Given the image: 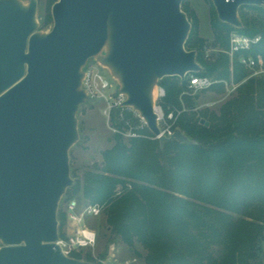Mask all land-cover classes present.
Wrapping results in <instances>:
<instances>
[{
	"label": "water",
	"instance_id": "obj_1",
	"mask_svg": "<svg viewBox=\"0 0 264 264\" xmlns=\"http://www.w3.org/2000/svg\"><path fill=\"white\" fill-rule=\"evenodd\" d=\"M184 0H56L40 30L37 0H0V264H93L59 241L58 207L74 185L69 153L88 95L89 61L108 71L117 93L159 143L193 144L179 129L161 134L154 92L167 77L202 70L184 47L191 24ZM235 29L241 7L264 0H210ZM200 123H203L201 120Z\"/></svg>",
	"mask_w": 264,
	"mask_h": 264
},
{
	"label": "trees",
	"instance_id": "obj_2",
	"mask_svg": "<svg viewBox=\"0 0 264 264\" xmlns=\"http://www.w3.org/2000/svg\"><path fill=\"white\" fill-rule=\"evenodd\" d=\"M183 5L184 1L181 8L191 24L184 47L196 52L202 70L187 74L183 81L167 77L158 84L166 96L163 112L176 118L173 130L179 129L193 144L174 140L160 144L152 135L148 139L115 135L112 147L102 153V173L89 172L82 187L73 190L89 204L105 207L113 233L128 246L141 244L146 264H261L264 79L250 77L244 82L250 72L238 60L251 56L264 68V6L239 8L241 29L214 15L211 47L220 51L207 58L205 41L195 35L192 15ZM246 9L256 15L245 14ZM233 32L260 36V41L247 52L236 53L230 70L227 53ZM191 76L211 79L215 82L211 89H222L219 81H233L239 84L238 96L217 113L193 111L191 97L182 96ZM111 123L122 128L117 111ZM69 257L81 260L79 255ZM85 260L94 262L89 255Z\"/></svg>",
	"mask_w": 264,
	"mask_h": 264
},
{
	"label": "rangeland",
	"instance_id": "obj_3",
	"mask_svg": "<svg viewBox=\"0 0 264 264\" xmlns=\"http://www.w3.org/2000/svg\"><path fill=\"white\" fill-rule=\"evenodd\" d=\"M24 3L28 0H22ZM55 0H37V19L40 23V30H50L53 25L51 19V9ZM183 8L186 9L192 15V28L195 35L205 41V57H212L215 52L220 50L213 49L211 43L213 40L214 31L211 28V21L214 19V15L217 17L213 5L210 0H184ZM244 13L250 16H255L256 13L251 9H246ZM94 65L92 61H89L87 66ZM230 66V70H231ZM101 73L110 81V75L107 70H100ZM250 75V74H249ZM247 79L244 80L247 81ZM253 78L264 79V76H254ZM218 82V81H217ZM222 89H211L202 90L200 92H191L188 89L184 91L182 96H189L193 102V111L199 112L201 109H206L213 112H218V109L227 103L228 101L236 98L238 92L236 91L239 84H235V88L232 87V82H224ZM215 82H213L214 84ZM104 108V102L88 99L86 104L81 106L77 112L78 118V131L79 140L72 146L69 153V164H70V176L74 180V185L69 188L63 195L59 207H58V228H59V239H66L75 230V225L69 221L67 217L66 208L70 202H76L75 212L80 214L81 211L89 207L90 205L87 200L81 196V192L75 193L74 187L76 185L79 188L84 184V177L89 172L102 173V153L112 147L114 142V134L111 127L113 123H107L105 116L102 114ZM184 109V106L182 105ZM173 114L172 112H170ZM168 113V114H170ZM123 118H128L127 121L131 120L132 125L137 124L143 125L137 128L139 133L142 135L141 138L148 139L152 134L142 123L137 113H134L131 109L125 108L122 112ZM167 114V115H168ZM178 113L177 115H179ZM176 118L172 116L168 119L164 128L169 127L173 130V124ZM121 128H119L120 130ZM174 131V130H173ZM126 139V138H125ZM129 189V188H128ZM114 195L118 198L117 188L114 191ZM100 208L101 214L99 216H85L82 220L83 225L90 230H94L96 233L95 245L89 249L81 251H68L67 255H79L81 260H85L86 255H89L94 260L95 264H104L109 260L118 261L121 264H146L145 255L146 250L141 244H135L133 247L128 246L120 240L119 235L113 233L112 228L106 223L107 215L104 211V206L96 205ZM235 220L237 218L233 217ZM260 253L259 258L261 264H264V238L259 244ZM213 251L219 253V247L213 248ZM218 251V252H217ZM86 261V260H85Z\"/></svg>",
	"mask_w": 264,
	"mask_h": 264
},
{
	"label": "built area",
	"instance_id": "obj_4",
	"mask_svg": "<svg viewBox=\"0 0 264 264\" xmlns=\"http://www.w3.org/2000/svg\"><path fill=\"white\" fill-rule=\"evenodd\" d=\"M260 41V36L249 37L237 34L235 32L230 34L229 38V51L228 57L229 62H231L232 68V59L236 53L247 52L253 45L257 44ZM240 64L244 67L245 70L250 72L249 77L254 76H264V68L259 67L258 62L251 57L241 56L238 60ZM102 70L97 65L87 66L86 76L84 79V87L88 95V99L97 100L104 102V108L102 114L105 116L107 123L112 122V115L115 111L119 114V120L123 122L122 128L119 130L114 125L111 127L114 134L121 135L126 139H136L142 135L139 133L137 128L142 127L143 125L137 124L132 125L129 121L124 120L123 110L124 107H121V103L125 100L122 94L117 93L116 83L108 80L102 73ZM185 78V77H184ZM187 89L191 92H200L206 90L213 85V81L207 77H194L191 76L189 79ZM232 87L235 88V84L232 83ZM155 103H154V112L158 116L159 128L161 129V134L165 137H169L174 131L169 127L164 128V125H167L166 122L168 119H171L173 114L166 115L162 110V101L164 100L165 91L158 84L155 92ZM139 116V115H138ZM140 118V117H139ZM142 123L143 120L140 118ZM112 125V123H111ZM145 125V124H144ZM155 138V137H154ZM157 139V138H156ZM76 202H70L66 208L67 217L75 225V230L71 235L66 239H59L58 244H61L63 250L66 254L68 251H81L84 249H89L95 245L96 233L94 230L86 228L82 220L85 216H99L101 214L100 208L98 206L90 205L89 207L84 208L80 214L75 212ZM104 264H121L115 260H109Z\"/></svg>",
	"mask_w": 264,
	"mask_h": 264
}]
</instances>
